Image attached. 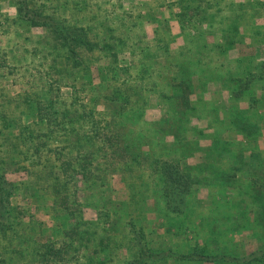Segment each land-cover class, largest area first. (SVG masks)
I'll return each mask as SVG.
<instances>
[{"label": "rangeland", "instance_id": "rangeland-1", "mask_svg": "<svg viewBox=\"0 0 264 264\" xmlns=\"http://www.w3.org/2000/svg\"><path fill=\"white\" fill-rule=\"evenodd\" d=\"M32 4L103 49L76 68L44 29L0 1V172L17 217L0 234V264H128L136 237L166 256L215 258L148 264H244L264 252V94L258 83L242 92L250 107L257 101L244 110L231 80L261 71L264 0ZM187 102L183 119L175 107ZM93 123L120 132L119 158L94 140ZM77 134L80 150L70 147ZM64 160L75 167L69 176L60 175ZM170 162L189 170L191 192H166ZM59 179L71 195L67 208L53 192Z\"/></svg>", "mask_w": 264, "mask_h": 264}, {"label": "trees", "instance_id": "trees-1", "mask_svg": "<svg viewBox=\"0 0 264 264\" xmlns=\"http://www.w3.org/2000/svg\"><path fill=\"white\" fill-rule=\"evenodd\" d=\"M0 1L14 4L16 6L18 18L26 26L30 28L44 29L45 32L48 33L50 38L51 44L49 46L63 50L67 60L70 61L72 65L76 68L81 67L83 65V61L87 57V55L103 49L99 43L93 41L90 38L89 33L85 29H82L80 27L71 24L70 21L68 20H60L56 18L52 14L44 11L43 8L33 5L32 0H0ZM105 45H108V43H106ZM107 48H110V50L115 49L114 46L113 47L107 46ZM116 56L117 53L114 54L113 57L116 58ZM263 66H264V61H261L260 72L258 73L248 72L245 73V75H241L239 79L236 77L231 79L232 81L237 80L239 84L238 89L236 90L235 93H232V96L233 95L235 97L239 96L240 99L245 98L247 96L244 95V93L242 94V92L250 90L251 87H254L255 83L256 84L258 83V86L264 85ZM182 87L184 91H186L187 87H185L184 85ZM187 91L192 92L193 90L192 88L191 89L188 88ZM255 101L256 100H254V103L251 105V108L253 110H255V105H256ZM115 108H117L116 114L121 113V109H119L117 105H115ZM175 108H176L175 114L179 115L183 119H185L186 111L192 109L191 104H189L188 102L184 104L183 107L182 106L179 107L177 105V107ZM84 114H87L86 110L84 111ZM122 115L123 114H121V116ZM88 117L93 119L95 117L94 113L89 114ZM89 132H91L95 141L102 143L104 149L107 148L109 149L110 154L116 156V158H119L121 156L120 153L121 147L115 144V141L117 140L116 137L120 133L119 131H116L117 133H114L115 131L111 133L108 130L102 132L101 129L98 127V124L93 123L91 125ZM93 137H91V139H93ZM79 138L80 137L78 134L75 135V137H71L70 139L71 148H78L80 150L81 140ZM250 158L254 160L255 156L251 154ZM238 159L244 160L245 155L244 154L240 155ZM252 160L251 163L253 162ZM231 162H235V161H231ZM85 167L86 166L84 165V169ZM163 170L165 171L167 177L166 186L168 187L166 192L173 191V192L181 193L182 190H186L187 193H189L192 191V186L196 182H194L191 176L189 175V170L186 174H182L179 171L178 165H175L173 162L166 163V166L163 167ZM261 170H262L261 171L262 177L264 178V165H263V169ZM72 172H75L74 165L68 160L62 161L60 167V175L69 176L71 175ZM259 188H261V190H264V185L259 184ZM53 192L57 197H59L61 204L65 205L66 208L67 206L72 205L71 195L69 193V188L66 182L59 179V181L55 184ZM12 197H13V190L11 188V185L6 179L5 174L0 172V234H6L7 232H10L17 223V217L13 216L14 209L12 207V202H11ZM135 246L138 251L137 259H134L128 264H148L154 262H161L167 257L177 258L187 261H204V262H213L215 259L214 256L212 257L210 255H205L202 253L200 254L198 252L184 256H176L173 253H169L166 256L164 254L157 253L152 248H149L147 244L138 237H136ZM46 254L48 256L50 254H52L53 256H60L59 252H56L54 249L47 250ZM263 260H264V252L259 251L243 257L241 259V262H243L244 264H251Z\"/></svg>", "mask_w": 264, "mask_h": 264}, {"label": "crops", "instance_id": "crops-1", "mask_svg": "<svg viewBox=\"0 0 264 264\" xmlns=\"http://www.w3.org/2000/svg\"><path fill=\"white\" fill-rule=\"evenodd\" d=\"M34 29H36V28H34ZM250 47V46H249ZM250 50H252V48H250ZM251 56V55H250ZM264 85H262L260 88L262 89V93L264 94ZM197 97V96H196ZM197 100H198V97H197ZM209 99L207 98V100H205V102L206 101H208ZM193 101V100H192ZM227 101H228V103H229V105H230V102H231V97H229L228 99H227ZM214 102H217V101H212V103H211V106L212 107H214L215 106V103ZM199 103V102H198ZM263 103V102H262ZM242 104H244V106L242 105ZM206 105V104H205ZM192 106H194V104L192 105ZM241 106L244 108V110H247V111H251V110H253L251 107H250V105H249V99L248 98H245V99H241ZM248 108V109H247ZM261 113H262V115H263V119H262V122H261V125H260V127H261V130H262V132H263V139L261 138V140H264V103L262 104V109H261ZM262 147L260 148L261 149V152L262 153H264V141H263V144L261 145Z\"/></svg>", "mask_w": 264, "mask_h": 264}]
</instances>
